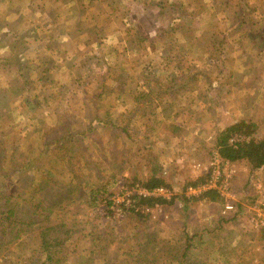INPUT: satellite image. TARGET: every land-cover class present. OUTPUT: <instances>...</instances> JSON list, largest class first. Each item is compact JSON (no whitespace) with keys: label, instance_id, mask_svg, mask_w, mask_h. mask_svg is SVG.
Masks as SVG:
<instances>
[{"label":"rangeland","instance_id":"374dc122","mask_svg":"<svg viewBox=\"0 0 264 264\" xmlns=\"http://www.w3.org/2000/svg\"><path fill=\"white\" fill-rule=\"evenodd\" d=\"M79 1L71 0L67 22L54 26L62 30L63 25L78 38L63 42L57 38L39 46L41 42L33 40L38 34L34 29L26 39H15L18 32L8 37L20 19L15 20V12L22 16V0H0V206L18 211L21 204L11 193L20 187L31 191L30 184L43 183L36 200L42 207L55 201L62 207L48 214L47 225L62 220L71 229L74 249L56 250L60 264H138L140 249L141 264H183L182 248L185 264H264V227L255 224L257 217L264 218V163L251 169L244 160L228 162L217 155L221 175L215 186L223 199L190 204L178 195L189 176H198L207 167L215 153L214 138L223 127L244 120L253 123L257 137L264 135V0H122L125 3L110 14L109 29L123 19V35L133 23L136 36L146 38L131 65L126 67L121 60L116 74V66L110 64L106 75L104 64L95 59L103 58L107 48L96 49L103 46L99 38L97 44L93 41L99 30L91 32L89 25L117 0H107L106 8L89 7L87 0L81 7ZM84 7L90 16L85 15L83 28L85 20L76 22L71 12ZM113 16L117 20L112 21ZM52 24L48 19L46 28ZM95 71L103 73L101 85L89 83L96 80ZM149 85L154 86L148 93L150 119L136 118L131 129L148 121L145 143L164 164L171 184L168 192L151 194L176 197L173 204L145 208L141 217L97 219L79 202L80 185L68 177L71 172L78 179L95 170L111 173L101 160L107 153L90 154L91 163H86L78 161L76 153H61L59 144L52 148L44 143H51L61 131L85 129L92 123L83 143L92 150L99 141L105 144L112 129L93 123L94 117L118 121L133 94L148 91ZM156 88L162 89L159 95ZM98 91L100 97L94 98ZM61 117L62 126L56 122ZM119 135L115 132L112 139L123 140ZM142 156L114 171L144 176L152 160ZM96 160L104 166L94 168ZM69 189L74 191L70 196ZM114 190L108 198L119 199V184ZM230 199L234 212L220 213V206ZM37 237V232L20 235L7 249L22 255L21 260L1 253L0 264L29 263ZM99 252H106L103 263L97 260Z\"/></svg>","mask_w":264,"mask_h":264},{"label":"trees","instance_id":"16d2710c","mask_svg":"<svg viewBox=\"0 0 264 264\" xmlns=\"http://www.w3.org/2000/svg\"><path fill=\"white\" fill-rule=\"evenodd\" d=\"M120 3V0H117V7ZM113 5V4H112ZM110 6L108 9L107 15L110 16L112 11H114V6ZM115 12H118L116 10ZM134 24L131 23L127 29H125L126 37L125 40L131 41L136 44L137 47L133 48V52L141 50L142 42L146 37L138 35L136 30L133 29ZM134 38H130V37ZM150 39V38H149ZM132 53V51H131ZM109 69V65L104 63V74ZM103 73H98L95 71L96 80L89 81V83H102L100 81ZM99 77V78H98ZM97 78L99 80H97ZM81 79V78H80ZM74 81H78L75 79ZM101 85V84H100ZM153 85H149L148 91L142 90L133 94V100L125 113L124 117H120L118 121H109L107 119H101V117H94L95 121L93 123L104 125L105 124L112 129L110 132L112 135L118 132L119 136L123 140L118 141V139H112V135H108L105 140V144L100 141L96 143L94 149H90L88 145L84 142V138L91 134L93 130V124L91 123L85 129H78L77 131H61L51 143L47 141L44 143V146L51 144L52 148L55 145H60V152H68L70 155L73 153L78 154V161L84 160L88 163L91 160L90 154L94 155L98 152L107 153L101 159L107 167V170L111 173H106L105 175L99 174L97 170L93 173H86L78 179L76 173L71 172L68 177L69 182H74V184L80 185V189L83 191V196L80 197V203L87 208L91 214L93 213L94 217L101 220H119L123 217L132 216L141 217L144 209L151 208L154 205H169L173 204V200L176 197L173 195L168 199L161 194H142L139 193L136 188H142L150 192L154 188H164L168 192L171 190V184L167 181L165 177V167L159 161H156V158L151 155L148 149V144L145 143L147 138L146 131L150 129L149 124L147 123L150 119L151 114V98L149 92ZM100 88V86H99ZM114 87L113 89H115ZM158 90V95L162 92V89L156 88ZM169 93V92H168ZM100 92L98 91L96 95H93L94 98H98ZM95 102V101H93ZM92 111H95L92 109ZM64 115H62L63 117ZM148 119L147 122H141L139 127H133L131 125L133 121L138 117H144ZM57 120L56 122L62 126L64 119ZM69 128V125H67ZM88 134V135H87ZM87 135V136H86ZM119 143V146H118ZM107 148V149H106ZM213 151L220 157L223 161L228 162L234 160H244L250 166L251 169H257L264 163V135L257 137L253 127V123L244 120H238L232 124L226 125L223 127L215 136L213 141ZM89 154H88V153ZM109 154V155H108ZM143 154L151 157L152 162L150 165V171L147 172L142 177H136L135 175H123V173L118 172L116 174V167L121 168V165L129 164L131 161L138 158H143ZM213 155H211L208 160H211ZM89 163H91L89 161ZM94 168L104 166L102 162L96 160L95 163H92ZM115 167V169L113 168ZM115 170V171H114ZM120 170V169H119ZM198 176H189L186 181L182 184L180 191L178 193L179 198L184 203H196L198 201L202 202H214L223 199L222 195L219 194L217 187L213 188H204L197 193H185L188 191V188H196L203 186L207 183L210 177V168L207 170L200 171ZM45 174V173H44ZM83 178L85 180H83ZM120 182L121 185H120ZM69 184V183H67ZM83 184V185H82ZM119 184V199H110L108 195L114 192L115 188H118ZM42 184H30L28 187L33 189L30 191L25 190L24 187L15 189L11 193L17 203L21 204V208L18 211H14L11 207L3 208L0 206V254L4 253L6 256L14 255L17 257L15 260H21L22 255H19L13 249H7L8 244L16 243L20 239V235L28 234L30 232H37L38 237L35 244V254L27 259H31L34 256V259L30 260L31 264H60L58 258H55V252L57 249H72L71 243V229L67 228L66 224L61 222L54 223L52 225H47L48 214L51 211H59L60 202L55 201L49 203L47 206L42 207L41 202L36 200L39 196L40 186ZM68 186V185H67ZM74 191L69 189L67 194L70 196ZM63 196H59L62 198ZM7 199V197L5 198ZM171 206V205H170ZM43 212H46L45 214ZM185 213V212H183ZM41 217V218H40ZM183 229H186L183 227ZM185 231V230H184ZM191 235H194L193 233ZM190 238V237H189ZM7 239V242L3 241ZM189 241L188 237L185 241ZM21 244V243H20ZM74 249V248H73ZM72 249V250H73ZM19 253V251L17 250ZM137 253L138 264L143 262L142 255L143 250L140 249ZM106 252H99L98 261L104 262L106 257ZM183 264L186 257L185 249L182 248L180 254ZM12 259H14L12 257ZM12 260L11 262H13ZM27 263V264H29ZM188 264V263H186Z\"/></svg>","mask_w":264,"mask_h":264},{"label":"crops","instance_id":"0c3cea01","mask_svg":"<svg viewBox=\"0 0 264 264\" xmlns=\"http://www.w3.org/2000/svg\"><path fill=\"white\" fill-rule=\"evenodd\" d=\"M12 2V0H9ZM13 1H18V0H13ZM82 0L79 1L80 6H83V3L81 2ZM89 7H98L101 8L102 6L104 8L105 5L108 3L107 0H87ZM48 5L45 3L44 0H22V4L23 5L21 7V12H22V16H20V13L18 11L15 12L16 13V17L15 20L17 18L20 17V19L15 23L12 24V29L14 31L11 30L10 28V32L7 33V35H9L11 33L10 36L16 35L17 32L19 33V35H16L15 39L18 37H28L29 31L31 29H34L38 32L37 37L36 35H34L36 38H34L33 40L35 42L40 41L41 44L40 45H44V43H49L57 38H60V41H68L69 39L71 40V38H74V35L71 33V31L69 33H67L65 30H63V25L67 22L68 18L70 17V12L68 10V8H70L71 0H47ZM120 2L122 3L123 1L120 0ZM125 3V2H123ZM86 5V4H85ZM85 7H88V6ZM151 5V3H150ZM117 2H115V6L113 8H117ZM84 7L78 10H74L72 11V16L73 19L77 22V21H83L82 25L83 28L85 27V23H86V19L90 16V10L88 9L87 15H86V9ZM119 7V5H118ZM12 8V7H11ZM9 8V9H11ZM107 9H110L107 8ZM119 10V9H117ZM13 11L11 10L12 13ZM51 13L50 16H48V14ZM100 17H97L95 20H93V22L89 25V28L91 29V32L95 31L96 28H98V32L99 35L98 37H94L93 41L95 42V44H97L98 42V38L102 41L101 44H103L102 47H98L96 49L100 50V49H106L107 51H105V55L103 56V58H98L95 59V62H100L102 65L104 63H106L107 65H114V67L116 66V64L121 63L122 61H125V66L128 67L129 65H131V62L134 61L135 59L138 58L139 56V51H137V53L133 52V48L135 47L134 43H130V42H124V39L126 37V35H123L122 31H123V19H121V23L116 26L113 27L111 29H109L108 27V20L111 16H108L105 11L99 12ZM85 15H86V19H85ZM48 19H53V24L52 26L46 28V23L48 22ZM116 19L115 16H113L112 21ZM117 20V19H116ZM59 21V23L61 22L62 25V30L58 29V30H54V26L56 24V22ZM118 23V22H117ZM131 24V23H130ZM133 24V23H132ZM17 25H21L20 28H17ZM29 27V29H28ZM28 29V31L26 32V30ZM47 29V30H46ZM56 32V33H54ZM86 32V31H84ZM90 32V33H91ZM89 33V35H90ZM47 36V38H43ZM78 37H75L74 39H77ZM13 39V38H12ZM13 39V40H15ZM24 39V40H25ZM129 41V39H128ZM20 42H25L23 40H20ZM88 43V42H86ZM100 44V43H99ZM107 47H106V46ZM49 46V44H46L45 47ZM95 49V48H93ZM132 51V53H131ZM110 56H111V60H110ZM93 57V56H92ZM122 60V61H121ZM104 66V65H103ZM115 72L116 74L119 73V68L118 65L115 67Z\"/></svg>","mask_w":264,"mask_h":264},{"label":"built area","instance_id":"2783aa9c","mask_svg":"<svg viewBox=\"0 0 264 264\" xmlns=\"http://www.w3.org/2000/svg\"><path fill=\"white\" fill-rule=\"evenodd\" d=\"M213 157L211 160L208 161L207 167L206 165L202 168V170H207L210 168V177L209 180L207 181V183L203 186H198L196 188H188V191L191 192H199L200 190H203L204 188H213L216 187L215 184L217 183V181L219 180V177L221 175V168H220V159L217 157V155L214 153L212 154ZM198 167V166H197ZM136 190L139 193L142 194H151V193H161L164 194V192L166 191L164 188H154L152 191L148 192L145 189L142 188H136ZM221 194V193H220ZM235 204L234 202L230 199V200H226L224 201V203L220 206V213L222 214H226L228 211H233L235 208ZM234 212V211H233ZM227 216V215H226ZM256 226H260V227H264V218L262 217H257L256 221H255Z\"/></svg>","mask_w":264,"mask_h":264}]
</instances>
